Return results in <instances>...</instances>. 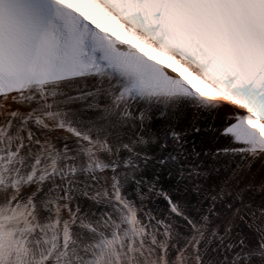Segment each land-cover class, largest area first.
Here are the masks:
<instances>
[{"label": "snow or ice", "instance_id": "1", "mask_svg": "<svg viewBox=\"0 0 264 264\" xmlns=\"http://www.w3.org/2000/svg\"><path fill=\"white\" fill-rule=\"evenodd\" d=\"M0 264H264V0H0Z\"/></svg>", "mask_w": 264, "mask_h": 264}]
</instances>
